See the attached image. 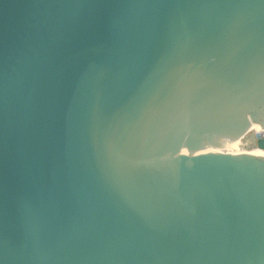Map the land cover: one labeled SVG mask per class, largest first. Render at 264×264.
Segmentation results:
<instances>
[{"label": "water", "instance_id": "obj_1", "mask_svg": "<svg viewBox=\"0 0 264 264\" xmlns=\"http://www.w3.org/2000/svg\"><path fill=\"white\" fill-rule=\"evenodd\" d=\"M237 139L264 0H0V264H264V156L200 154Z\"/></svg>", "mask_w": 264, "mask_h": 264}, {"label": "bare ground", "instance_id": "obj_2", "mask_svg": "<svg viewBox=\"0 0 264 264\" xmlns=\"http://www.w3.org/2000/svg\"><path fill=\"white\" fill-rule=\"evenodd\" d=\"M252 130L260 132V131H262V128L259 124L253 123L252 124ZM240 140H242V139H237L234 141H225V144L227 145L229 150H225V148H223L224 146H226L224 144V146H222V147L212 146L210 148L203 149L200 154L214 153V154H230V155L264 156V150H261V149L249 150L248 148L243 146V142H241ZM183 150H184V148L181 149L180 151H183Z\"/></svg>", "mask_w": 264, "mask_h": 264}, {"label": "rangeland", "instance_id": "obj_3", "mask_svg": "<svg viewBox=\"0 0 264 264\" xmlns=\"http://www.w3.org/2000/svg\"><path fill=\"white\" fill-rule=\"evenodd\" d=\"M254 131V130H253ZM241 142H243L242 140H240ZM226 145V144H225ZM223 148H225V150H229V148L226 146H224ZM232 149V148H231Z\"/></svg>", "mask_w": 264, "mask_h": 264}]
</instances>
